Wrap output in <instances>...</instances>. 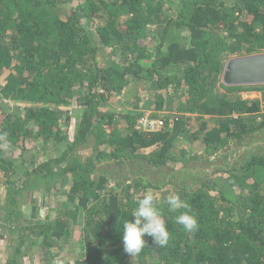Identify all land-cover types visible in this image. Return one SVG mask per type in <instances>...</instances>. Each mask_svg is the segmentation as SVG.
Here are the masks:
<instances>
[{"label": "trees", "instance_id": "trees-1", "mask_svg": "<svg viewBox=\"0 0 264 264\" xmlns=\"http://www.w3.org/2000/svg\"><path fill=\"white\" fill-rule=\"evenodd\" d=\"M262 52L264 0H0L5 264L32 248L57 258L80 229L73 264H264V85L221 82L228 59ZM129 81L166 113L160 130L136 128L142 96L110 111ZM230 145L252 148L207 165ZM9 148L35 149L36 165L17 168ZM39 184L63 203L26 224L21 192Z\"/></svg>", "mask_w": 264, "mask_h": 264}, {"label": "rangeland", "instance_id": "rangeland-1", "mask_svg": "<svg viewBox=\"0 0 264 264\" xmlns=\"http://www.w3.org/2000/svg\"><path fill=\"white\" fill-rule=\"evenodd\" d=\"M182 39V37H176L175 40L176 41H180ZM97 45H98V57L100 58V60H107V59H111L110 58V54H109V50H105L101 45L100 42L97 41ZM238 56H242V55H238ZM236 56V57H238ZM148 92L149 89L147 88V84L146 82H142L140 84H134L133 81H129V84L126 88V90L122 93V95L115 97L113 96L110 101L108 102V107L110 108V111L112 112H125V108H123V106L121 104H119V99H124L126 101V104L128 103V105H130L131 100L135 99L137 96H142L143 100L140 102V108L141 110H143L144 112V116H150L152 118H157V119H162L164 120L166 113H159V114H154L151 113V111H149L148 109H146L147 107V103H148ZM220 92H223V90H220ZM240 96H242V98L247 99V98H260L261 95L259 92H255V91H243L241 93H239ZM67 111V115L69 116L68 119V135H69V139L71 138V135L74 134V130H75V125L77 124V122L79 121V109L78 106L76 105V103H74L73 101L66 107L65 109ZM195 116V115H194ZM141 117V118H142ZM140 119V118H139ZM196 126V125H195ZM181 147H186L182 142H180ZM52 146H49L46 150V152H50L52 150L51 148ZM241 147V148H240ZM236 146V145H230L228 147H225L224 149H222V151L216 155H214L213 157L209 158V163L207 165H212V166H217L220 168H227V166H230L231 163H234L239 157H241L243 155V153L247 150V151H251L252 146H246L243 147V145L241 146ZM63 150V145H59L56 149L53 150V154H49L52 157H58L60 152ZM264 151V142H261L260 144H258V150L256 149L255 152L257 151ZM7 152V157H10V159H15L16 161V167H19L20 164V160H24V164L25 166H27L28 168H32L34 165H36V160L34 157V155L36 154V150L35 149H29L25 152L22 153V156H19L20 152L19 149L17 148H9ZM88 152V151H86ZM185 160L186 159H182ZM1 176V175H0ZM15 178H17V176H15ZM37 187H35L34 190L32 191H22L21 192V204L19 205V208L22 210L23 212V222L26 224H33V223H42L45 218H53L56 214V209L55 208H60L62 206L63 203V198L62 196H58V195H53L51 194L47 188H45V186L43 185H35ZM163 195L162 193H157V198H162ZM68 206V204H67ZM3 211L0 209V217L2 215ZM0 230H4V232L6 233V235H9L7 232V229H3L4 225L2 223H0ZM0 231V232H1ZM83 232V230H78L75 231L74 233V237L73 239L70 240L69 244L67 247H65V249H63V251L60 252L59 257H54L53 261L55 263L58 264H73V261L75 259V256L78 255V253L80 252L81 249V239L83 237V234H81ZM8 238V236H7ZM16 244V237L9 235L8 240H6V242L3 244L4 246H15ZM27 251L30 252H34L36 254H43V252L39 251L38 248H32L29 249ZM28 253V256H33L32 253ZM39 252V253H38ZM26 256H27V252H26ZM45 256V255H44ZM29 259V258H27ZM50 264V262H49Z\"/></svg>", "mask_w": 264, "mask_h": 264}, {"label": "water", "instance_id": "water-1", "mask_svg": "<svg viewBox=\"0 0 264 264\" xmlns=\"http://www.w3.org/2000/svg\"><path fill=\"white\" fill-rule=\"evenodd\" d=\"M221 82L225 86L264 85V52L228 59Z\"/></svg>", "mask_w": 264, "mask_h": 264}, {"label": "crops", "instance_id": "crops-1", "mask_svg": "<svg viewBox=\"0 0 264 264\" xmlns=\"http://www.w3.org/2000/svg\"><path fill=\"white\" fill-rule=\"evenodd\" d=\"M7 236L9 238V235H6L4 230H2L0 232V264H5L7 258L11 255V252L13 249V246L9 247V246L3 245L6 242V240H8ZM26 252H27V256H26V254L22 255L19 259H17L18 263H21V264H49V262H50V264H58V263H55L53 261V258L49 259V257L46 256L45 253L36 254V253H34V252L32 253L30 251H26ZM29 252L32 253L33 256H28ZM27 258H29V259H27Z\"/></svg>", "mask_w": 264, "mask_h": 264}, {"label": "built area", "instance_id": "built-area-1", "mask_svg": "<svg viewBox=\"0 0 264 264\" xmlns=\"http://www.w3.org/2000/svg\"><path fill=\"white\" fill-rule=\"evenodd\" d=\"M163 126H164V121L162 119L152 118L150 116L142 117L136 123L137 129L147 132L158 131Z\"/></svg>", "mask_w": 264, "mask_h": 264}]
</instances>
